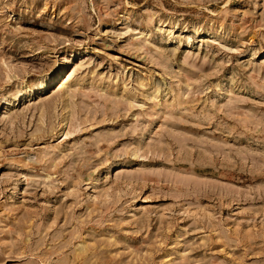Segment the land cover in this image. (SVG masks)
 <instances>
[{"label": "rangeland", "instance_id": "1", "mask_svg": "<svg viewBox=\"0 0 264 264\" xmlns=\"http://www.w3.org/2000/svg\"><path fill=\"white\" fill-rule=\"evenodd\" d=\"M0 264H264V0H0Z\"/></svg>", "mask_w": 264, "mask_h": 264}, {"label": "bare ground", "instance_id": "2", "mask_svg": "<svg viewBox=\"0 0 264 264\" xmlns=\"http://www.w3.org/2000/svg\"><path fill=\"white\" fill-rule=\"evenodd\" d=\"M67 81V80H66ZM65 83V82H64Z\"/></svg>", "mask_w": 264, "mask_h": 264}]
</instances>
